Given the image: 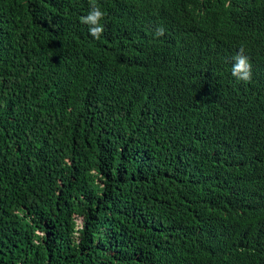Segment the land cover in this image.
Segmentation results:
<instances>
[{"label": "trees", "instance_id": "obj_1", "mask_svg": "<svg viewBox=\"0 0 264 264\" xmlns=\"http://www.w3.org/2000/svg\"><path fill=\"white\" fill-rule=\"evenodd\" d=\"M228 1L231 32L221 24L197 26L220 15ZM194 2V11L166 24L183 32L206 28L210 55L219 57L216 46L222 47L226 61L245 47L247 26L264 19V0ZM91 3L0 0V74L16 78L13 69L23 68L22 84L46 81L51 65L34 64L33 56L52 61L68 47L90 57L78 46L94 43L105 57L94 78L104 93L99 101L114 110L118 123L112 128L110 118L102 115L89 130V117L62 112L61 106L29 111L27 101L35 100L41 84L20 89L12 98L0 89V264H205L207 251L217 254L220 264H251L245 252L259 262L255 253L264 252V177L253 175L264 171V47L246 49L252 79H234L230 108L218 109L206 100L209 90H218L200 77L207 66L189 60L194 36L180 37L176 49L152 52L160 62L154 61L151 48L137 41L146 18L129 25L119 14L125 0H97L105 20L118 31L96 40L80 19ZM163 13L170 14L166 8ZM179 63L183 67L173 71ZM122 67L145 70L144 78L158 84L188 69L185 81H196L197 87L185 100L172 88L163 110L149 115L156 97L133 92ZM52 77L69 80L71 70L64 65ZM91 83L87 74L74 78V96L86 98ZM197 98L205 103L188 104ZM53 113H60V129L47 119ZM25 117L29 129L21 127ZM138 138L152 144L151 159L136 157L147 162L140 172L133 157ZM169 176L196 183L184 206H166ZM231 188L245 193L228 197Z\"/></svg>", "mask_w": 264, "mask_h": 264}, {"label": "clouds", "instance_id": "obj_2", "mask_svg": "<svg viewBox=\"0 0 264 264\" xmlns=\"http://www.w3.org/2000/svg\"><path fill=\"white\" fill-rule=\"evenodd\" d=\"M195 0H125V3L119 8V14L125 19V21L131 25L135 23L137 17L146 18L143 23V28L140 35L137 37V41L143 42L145 45L151 48V58L154 61H159V57L153 59L154 51H170L176 49V43L180 37L192 35L195 37V43L190 48L192 50V57L189 59L194 65L196 63H204L207 66V70L200 75L202 79L208 83L210 86L216 88L218 91L209 90L206 100L215 104L217 108L226 107L230 108V90L236 87L234 79L238 82L250 81L253 76V64L251 63V58L247 54L246 49L252 46L264 47V19H255L247 26L245 34H242L243 46L237 51L229 60L221 58L224 54L225 49L216 46L220 56H211L210 50L211 45L209 44V31L206 28L200 30L181 31V28H176L173 25H167L166 20H172L182 12H192L196 8ZM204 2V0H200ZM169 10L170 14L164 15L163 9ZM12 15V13H10ZM106 13L97 3V0H92L89 9L80 18L81 23L85 28H88V32L91 38L100 40L106 32L110 30H116L111 26L109 22L105 20ZM193 23V22H187ZM183 23L182 25H186ZM209 24L217 25L221 24L222 28L226 31L231 32L234 24V17L230 9V1H228L220 13V15L213 17L204 25H197L198 27H207ZM219 26V25H217ZM15 27L8 25V28ZM118 31V30H116ZM81 50L85 52H90V57L72 53L71 48L65 47L61 53L58 54L57 58L52 61L43 60L37 56H33L31 59L33 63L40 64H50L51 68L46 70L45 77L46 81H34L29 84H22L21 80L23 77H19L21 74H25L23 68L13 69L16 78L8 72L6 74H0V78L4 81L1 90L8 91L6 96L12 98V94L20 89L26 88L27 86L41 84V91L35 98V100L27 101V109L29 111H35L39 113L43 108L58 110L60 106L63 111L68 112L74 116H86L92 122L93 129L95 122L102 115H106L111 120V127L115 128L118 123L117 119L113 114V109L103 101H99V98L104 95L101 89L95 84L94 78L96 74L102 69L105 57L100 54L98 50V45L91 42H81L78 46ZM251 60V61H250ZM13 65L14 63H10ZM123 65L122 62H120ZM66 65L71 70V78L69 80L63 81H53V74L62 66ZM25 66V65H24ZM27 67V66H25ZM181 63L175 64L173 71L182 68ZM28 68V67H27ZM125 72L127 79L129 81L131 90L137 94L143 95H154L157 99V105H155L149 111V115H155L160 113L166 106L171 96L169 93L172 88L177 90L183 100L189 98L190 89H196L195 82H186L185 77L188 69L183 68V75L178 79H172L170 74V80L163 84L154 83L152 81L146 80L144 75L145 70H132L129 67H122ZM167 70L168 67H165ZM89 75L92 77V83L90 85L91 91L86 98H79L74 96L73 91V79L81 75ZM220 75L222 76L220 78ZM48 88V90H46ZM65 88V89H64ZM44 94L45 92H47ZM175 92V91H174ZM53 100V102L48 105V103ZM6 100L1 101V105ZM198 103H205L203 98H197L190 101L188 104L195 106ZM240 112V111H239ZM21 113V112H19ZM12 114V115H18ZM241 113V112H240ZM60 113H53L47 119L50 120V125L60 129L58 124ZM29 118L25 117V121L21 127L29 129ZM152 144L147 145L143 140L137 139L133 149V157L136 160L138 156H146L151 159L150 147ZM147 163L143 159L139 161L136 160V169L140 172L142 171L143 165ZM264 177V171H261L257 175ZM242 179L244 177H241ZM214 180L212 181V184ZM194 185V187H192ZM167 187L170 191V195L167 198L166 206L171 204H181L184 206L188 200V192L196 191V183L189 182L186 179H175L169 176L167 181ZM192 187V188H191ZM233 188V187H232ZM232 188L227 193L228 197H239L245 192ZM191 213V212H190ZM241 213L246 214V208H242ZM254 222H257L256 217L253 218ZM245 224V223H244ZM247 225V224H245ZM251 230H254L249 226ZM207 259L204 260L205 264H220L217 254L213 252H206ZM255 256L259 262L251 257V255L245 252V259H248L251 264H264V252L256 249Z\"/></svg>", "mask_w": 264, "mask_h": 264}]
</instances>
